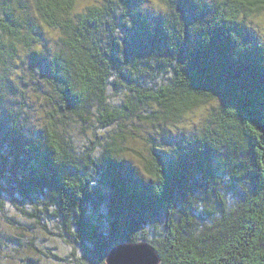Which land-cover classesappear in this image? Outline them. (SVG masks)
<instances>
[{
    "label": "trees",
    "instance_id": "1",
    "mask_svg": "<svg viewBox=\"0 0 264 264\" xmlns=\"http://www.w3.org/2000/svg\"><path fill=\"white\" fill-rule=\"evenodd\" d=\"M81 1L0 0V253L264 264V0Z\"/></svg>",
    "mask_w": 264,
    "mask_h": 264
},
{
    "label": "rangeland",
    "instance_id": "2",
    "mask_svg": "<svg viewBox=\"0 0 264 264\" xmlns=\"http://www.w3.org/2000/svg\"><path fill=\"white\" fill-rule=\"evenodd\" d=\"M98 0H83L79 3V8H83L89 4H93V3H97ZM163 0H144V4L147 8H150L151 11H159L163 9ZM79 9V10H80ZM250 24L251 26L253 25L254 27H258L260 28L262 31L264 32V13H262L261 15H258L256 17H253L250 19ZM252 26V27H253ZM50 34L54 35L55 32H51ZM209 110L208 106H202L199 109L190 112L188 114H186L184 116L183 119H181L180 121H178L177 123H175L174 125L169 127V131H165L161 136L162 137H166L168 139H175L176 142H184L186 141V138H191V135L195 132H198L199 129L201 128L202 124L204 122L203 118L206 116L207 111ZM156 135V134H155ZM159 135V134H158ZM160 137V135H159ZM148 140V139H147ZM146 140V142H147ZM145 143V139L141 140H137L135 142L136 145H140L142 146V144ZM176 144V143H174ZM147 146V144H146ZM129 160L133 163L136 164V159H132V157L129 158ZM4 230L10 233H14V230L9 227L8 225H5L3 223V220L0 219V231ZM42 235H40V240L42 239ZM23 243V242H22ZM46 242H44V240H42L41 242L37 241V245L38 248L40 250H44L45 249V244ZM25 244V243H23ZM36 252V251H33ZM33 258L36 262L34 264H50L49 259L44 258L43 256H38V254H32ZM15 257V251L13 250V248L7 247L4 248L2 250V253H0V264H12L14 263L13 258ZM15 263H20V264H28V258H24L22 261L20 260H16Z\"/></svg>",
    "mask_w": 264,
    "mask_h": 264
},
{
    "label": "water",
    "instance_id": "3",
    "mask_svg": "<svg viewBox=\"0 0 264 264\" xmlns=\"http://www.w3.org/2000/svg\"><path fill=\"white\" fill-rule=\"evenodd\" d=\"M160 258L148 243H123L113 247L104 264H158ZM100 264V263H97Z\"/></svg>",
    "mask_w": 264,
    "mask_h": 264
}]
</instances>
